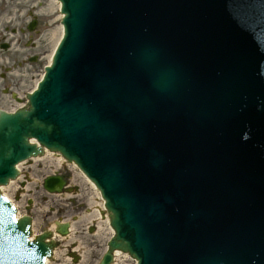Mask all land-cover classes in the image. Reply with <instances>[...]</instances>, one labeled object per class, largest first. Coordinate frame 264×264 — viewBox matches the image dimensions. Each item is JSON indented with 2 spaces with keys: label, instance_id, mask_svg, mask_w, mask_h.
<instances>
[{
  "label": "water",
  "instance_id": "95a60500",
  "mask_svg": "<svg viewBox=\"0 0 264 264\" xmlns=\"http://www.w3.org/2000/svg\"><path fill=\"white\" fill-rule=\"evenodd\" d=\"M60 1L44 80L0 113V184L40 152L35 137L104 195L115 235L100 264L114 249L138 264H264V0ZM175 192L185 205L155 200ZM13 216L0 197V264H43L52 244Z\"/></svg>",
  "mask_w": 264,
  "mask_h": 264
},
{
  "label": "rangeland",
  "instance_id": "374dc122",
  "mask_svg": "<svg viewBox=\"0 0 264 264\" xmlns=\"http://www.w3.org/2000/svg\"><path fill=\"white\" fill-rule=\"evenodd\" d=\"M33 3L35 14L42 19L44 30L46 31L47 25L49 27L45 40L42 39L45 31L36 38L37 44L40 43L38 48L41 52L39 54L41 57L34 66L36 70L34 81L36 82L42 73V66L48 63L49 56L61 34V27L59 5L55 0H33ZM51 161L55 162V156L48 154L37 161L23 163L20 178L4 188V192L16 201L20 214L32 215V228L35 234L41 232L43 227L52 229L55 221L70 223V234L62 238L56 248V251H62V254L57 256L54 253L53 260H49L48 264H97L105 249L106 241L111 236V230L106 225L102 226V217L98 216L99 222H97L91 215L92 208L83 196L85 189L88 190V185L84 183V178L75 167L68 164H63L61 167L56 166L57 168H50V166L38 176L33 174L32 168L35 164L42 165ZM51 174H62L66 183L74 188L70 187L63 193L45 194L42 181ZM22 181L26 183L24 182V187L21 189ZM70 251L71 254H68ZM113 264L134 263L133 260L118 255Z\"/></svg>",
  "mask_w": 264,
  "mask_h": 264
},
{
  "label": "flooded vegetation",
  "instance_id": "af4514ba",
  "mask_svg": "<svg viewBox=\"0 0 264 264\" xmlns=\"http://www.w3.org/2000/svg\"><path fill=\"white\" fill-rule=\"evenodd\" d=\"M19 7L18 11V16H21L23 18H27L26 16L30 17L33 19V11L28 9L25 4H21ZM18 9V8H16ZM34 28L32 30L28 29L29 25H26V21L22 19L21 25L18 27V30L20 33L16 34H21L25 38V40L22 42L24 45L23 47L29 50H33L34 44H29L31 41H33L34 34L38 33L37 25H36V20L33 19ZM16 31L15 28L11 29V32ZM18 44H15V46ZM12 47V42H8V46L6 49H10ZM24 59V58H23ZM34 58H31V61H33ZM10 70H5V72L0 73V107L1 108H8L11 107L14 103H17L20 101L21 96L25 92V89H23V86L26 85V82H20L16 81L13 77L8 76ZM7 72V73H6Z\"/></svg>",
  "mask_w": 264,
  "mask_h": 264
},
{
  "label": "bare ground",
  "instance_id": "6f19581e",
  "mask_svg": "<svg viewBox=\"0 0 264 264\" xmlns=\"http://www.w3.org/2000/svg\"><path fill=\"white\" fill-rule=\"evenodd\" d=\"M55 156V162H49V163H45V164H35L33 166V174L35 176H38L41 172H43L45 170L46 167H50V168H57L56 166H62L64 163L62 162L61 158L54 155ZM80 174V173H79ZM82 177V176H81ZM86 179V178H85ZM83 179L84 183L88 185V183L86 182V180ZM88 181V180H87ZM89 182V181H88ZM91 185H88V190L85 189V191L83 192V196L85 197V199L88 201V205L92 208V216L95 217L96 221L99 222L98 220V216L100 214V212H102L103 210V202L99 199V193L98 191H96L93 188V184L90 183ZM107 214L105 215L104 221L101 222L102 226L106 224L107 225ZM56 252V251H55ZM62 254L61 252H56L55 255L60 256ZM115 254L118 255L120 254L119 251H115Z\"/></svg>",
  "mask_w": 264,
  "mask_h": 264
},
{
  "label": "snow or ice",
  "instance_id": "6c2138e0",
  "mask_svg": "<svg viewBox=\"0 0 264 264\" xmlns=\"http://www.w3.org/2000/svg\"><path fill=\"white\" fill-rule=\"evenodd\" d=\"M13 219H15V217H13Z\"/></svg>",
  "mask_w": 264,
  "mask_h": 264
}]
</instances>
